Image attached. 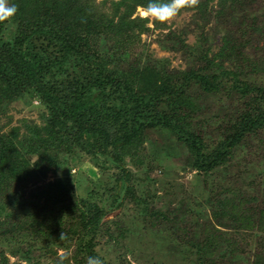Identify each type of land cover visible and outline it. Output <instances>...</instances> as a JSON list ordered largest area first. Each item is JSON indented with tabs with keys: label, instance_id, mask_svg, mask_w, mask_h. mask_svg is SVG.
<instances>
[{
	"label": "trees",
	"instance_id": "obj_1",
	"mask_svg": "<svg viewBox=\"0 0 264 264\" xmlns=\"http://www.w3.org/2000/svg\"><path fill=\"white\" fill-rule=\"evenodd\" d=\"M248 1L259 6L264 3L263 0ZM10 2L17 6V13L0 23V109L2 101L12 102L25 97L37 100L46 115L43 117L44 126L32 125L27 128L30 134L21 139H18L17 132L0 134V193L9 192L15 185H25L32 178L44 177L52 169L57 177L35 194L34 199L18 196L10 201L13 213L7 214L9 233L17 235L16 243L22 240L27 243L25 255L31 259L38 252L57 257L52 264H87L90 256L99 257L103 264H150L166 243L175 249V260L182 259L184 250H193L201 259L213 249L206 244L210 238L203 234L215 227L212 224L214 220L217 226L234 225L235 229L253 234L260 247L254 264L264 262V172L259 171L260 176L251 178L246 201H241L243 191H234L232 194L236 200L232 202V196L227 200L211 199L217 193L203 197V193L196 195L195 190H188L185 195L175 196L154 211L151 204L160 198L150 191L154 184L150 172L143 171V178H134L138 172L125 166L126 158L134 162L140 159L139 151L145 139L143 132L159 131L165 136L175 137L178 144L186 148L187 166L190 172H195L194 180L205 179L213 173L211 175L216 176L219 183L226 185L224 176H229L224 169L228 167L231 155L244 135L264 129V111L256 115L249 111L242 115L236 121L235 132L209 152L191 130L186 112L190 110L193 113L198 100L228 90L224 80L230 74L224 68L232 62L240 63L246 47L252 48L257 41L256 35L264 38V17H251L248 25L242 24L236 38L226 33L221 38L222 46L214 61L202 58L206 61L205 66L162 81L156 71L146 66L129 65L125 71L121 66L129 60H125L129 55L126 51L131 38L129 34L132 35L143 24L130 21L133 8L129 4L119 2L114 6L112 21L117 13L120 15L110 28L104 23V16L95 17V11L89 10V0ZM220 2L214 17L223 22L239 7L227 8L223 0ZM198 5L204 4L199 1ZM90 25L92 30L87 29ZM103 28L118 34L119 45H125L122 50L112 48L110 61L117 65L109 68L103 58L93 54V45L102 36ZM74 30L84 34L76 36ZM227 31L236 32L234 29ZM38 41L42 43L38 44ZM231 75L233 89L245 93V87L237 85L234 72ZM252 110L256 111L255 108ZM149 138L152 139L148 136L147 141ZM150 144L155 148L150 155L151 160L153 157L160 160L161 155L169 158L174 154L173 148L162 146L157 141ZM81 157H87L95 167L101 163L103 171L117 170V176L106 186L98 179L94 184L97 185L94 194L89 192L87 198L73 200L76 182L63 175L68 171L69 163L77 162ZM253 157L249 155L251 160ZM260 165H263L262 161ZM98 187L102 192H98ZM226 190L229 189L226 187ZM255 192L261 193V201L252 196ZM128 203L134 206L136 225L128 228L125 225L120 227L119 220L102 221L116 209L129 208ZM254 205L255 208H249ZM31 207L37 210L32 222L21 215L29 209L33 211ZM257 211L256 217L251 215ZM178 218L179 221L185 218L188 222L176 231L174 227ZM8 222L6 218L3 223L0 220L2 226ZM146 222H149L148 226H144ZM22 234L20 240L19 235ZM127 235L137 238L134 243L138 241L145 244L144 247H132L128 243L121 247L120 242L126 240ZM104 237L111 239L110 242L116 243L117 248L120 251L124 249L125 253L115 260L103 257L98 247ZM57 249H72V253L59 257ZM0 256L2 264H7L1 250Z\"/></svg>",
	"mask_w": 264,
	"mask_h": 264
},
{
	"label": "rangeland",
	"instance_id": "obj_2",
	"mask_svg": "<svg viewBox=\"0 0 264 264\" xmlns=\"http://www.w3.org/2000/svg\"><path fill=\"white\" fill-rule=\"evenodd\" d=\"M199 1L204 5H198L194 9H182L173 20L164 24L144 18L143 9L145 7H143V4L147 0H89L88 8L89 10L95 11V17L100 15L104 16V23L112 28V25L114 22H117L118 16L120 15L117 13L114 21H112L111 17L115 12L114 6L119 2H124L132 6L133 11L129 18L130 21L134 20L136 23L142 22L143 24L141 25L139 23L141 25L140 29H136L132 35L129 34L131 38L129 37L130 40L126 45V51L129 55L125 59L129 60L126 64H124L125 61L121 63V66L124 67V71L127 70L129 65L134 67L146 66L156 71L160 79L164 81L163 78H178L185 71L195 70L200 68V66H205L206 61L202 58H208V60L214 61L217 58L216 52L222 46L221 38L226 33H230L236 38L237 32L242 27V24L248 25L251 17H255L256 15L264 17V3L259 6L252 5L250 3L251 1L248 0H223L227 8H239L232 17L227 16L223 19V22H220L214 17L217 16L216 8H218V5L220 6V0ZM9 4H11L10 0ZM244 5L247 6L240 9ZM261 20L263 19L260 18ZM92 28L93 26L90 25L87 29L92 30ZM228 29H234L236 32L232 33V31H227ZM83 34L81 33L80 35L77 30H74V35L76 36H82ZM91 35L93 36L94 34ZM256 37L258 38L257 41H254L253 47H246L244 54L241 56L240 63L232 62V65H229V67H223L226 73L230 74L224 80V84L229 91L224 90L217 94V96L211 95L209 98L198 100L197 106L194 107V112L192 113L190 110L186 112L191 130L199 136L208 152L225 137L235 132L236 121L242 115L249 111L254 115L260 111H264V38L260 37V34L256 35ZM119 39L118 34H113V32H110V29L105 30L103 28L102 36L93 45L95 49H93V54L103 58L107 68L112 65H117V63L111 64L110 61L112 58V48L117 47L118 50H122L125 47V45H119ZM40 43L42 42L38 41V44ZM218 61L214 64L216 65L213 68L215 70H217ZM231 72H234L236 76L237 85L240 88L245 87L247 90L245 93L233 89ZM2 102L0 109V134L17 132L18 139H21L28 133L27 128H31L32 125L37 127L44 126L45 121L43 117L46 115V111L39 106L37 100L22 97L12 102H9V100ZM254 108L256 111L252 110ZM143 134L145 138L142 145L143 148L139 151L141 160H135L134 162L126 158L125 166L129 170L138 172L134 178L141 179L143 178V171L147 170L150 172L148 173L154 180L150 191L151 193L155 192L160 198L159 201L152 200L153 203L151 205L154 206V211L158 210V207L165 204L164 202H169L175 196L185 195L188 190H195L194 193L196 195L198 192L203 193V197L208 196L212 192L217 193L211 199H226L232 196V202L236 200L232 193L234 191H243L244 197L241 201H246L248 198L246 196L249 193L248 184L252 182L251 178L254 175L260 176L259 171L264 172V129L250 133L251 135L246 134L244 135L245 138L242 137L240 145L228 161V167L224 169L229 176H224V179L226 178V185L221 182L219 183L216 176L211 175L213 173H210V177L205 179L194 180L195 172H190L187 166L188 162L186 157L188 151L182 144H178L175 137L165 136L164 133L159 131H152L150 133L144 131ZM148 136L152 139L149 138L150 140L147 141ZM154 140L162 146L173 148L174 154L169 158L162 157L161 155L163 159L160 158L158 160L157 157H153V160H151L150 155L155 152V148H151L150 143H155ZM146 154L149 155L145 156ZM157 154L160 155V152L157 151ZM249 155L254 156L252 160L249 158ZM259 160L260 163L262 161L263 165L258 163ZM100 166L101 163H99L98 167L93 166L87 157H81L77 162L69 163L68 171H65L66 173L63 176H67L76 182L73 200L76 198H87L89 192L94 194L97 187L94 184L98 179L103 183V186L112 183V179L117 176V170L108 169L103 171L105 169L100 168ZM137 166L141 167L138 169ZM51 171L54 172V169ZM52 172L47 173L44 177L32 178L25 185L19 184L12 186L9 192L0 193V203H2V206H0L1 223H3L4 218L8 222L7 214L13 210L10 203L13 197L22 196V198L34 199L35 194L57 178ZM226 187L229 190H226ZM220 188L223 189L220 190ZM98 189V192L101 191L100 187ZM252 196L258 199L262 198L261 193L258 192H255ZM128 205L130 206L129 208L116 209V211L108 213L102 221L110 222L119 220V226L125 225L128 228L136 225L137 223L134 220L136 213L134 206L129 203ZM31 208L33 211L29 209L28 212H22L21 215L24 219L32 222L37 216V210L35 211V208ZM249 208H255V205L249 206ZM258 212L251 215L256 217ZM179 219L174 227L176 231L185 222H188V220L185 221V218L180 221ZM1 223L0 250L5 255L7 264H52L56 261L57 257L44 256L38 252L34 253L30 259L25 255L28 248L27 243L23 242V240L21 243L20 241L16 243L18 237L14 232V235L9 233V230H11L9 222L3 226ZM147 223L149 222H146L144 226H148ZM212 224L215 227H211L203 234V236L210 238L206 241V244L213 247L209 251L210 254L205 258L199 259V254L193 250H184L181 256L183 260L181 258L175 260V254L173 253L175 249L170 248L165 243L160 248L161 250H158L157 253L155 251L156 257L153 258L150 264H254L255 254L260 253V247L253 234L246 230L235 229L234 225L231 227L217 226L214 220H212ZM183 228L186 229L185 226ZM191 232L196 231L191 230ZM22 236L23 234L19 235L20 240ZM171 236L176 237L172 233ZM126 237H128L126 240L120 242L121 247L124 244L127 245L126 243L132 247L133 245H141L138 241L134 243L137 238H131L128 235ZM108 239V237H104L101 240V245L98 247V250L108 260H115L118 255L124 254L125 250L122 249L120 251L119 247L117 248V244L110 242L111 239ZM8 244L12 245V247H9ZM144 245L141 246L144 247ZM171 246L173 247L174 245L171 243ZM175 246L179 245L175 244ZM135 249L139 248L135 247ZM56 251V255L59 257L71 255L72 253V249L68 251L57 249ZM223 253L226 255L224 256ZM139 262L141 263L140 259ZM2 263L3 259L0 256V264ZM261 264H264V262L262 261Z\"/></svg>",
	"mask_w": 264,
	"mask_h": 264
},
{
	"label": "clouds",
	"instance_id": "obj_3",
	"mask_svg": "<svg viewBox=\"0 0 264 264\" xmlns=\"http://www.w3.org/2000/svg\"><path fill=\"white\" fill-rule=\"evenodd\" d=\"M199 0H149L143 9V16L161 24L173 20L185 8L198 6ZM17 13V6L9 4V0H0V23L10 20ZM63 239V234H61ZM87 264H103L99 257H88Z\"/></svg>",
	"mask_w": 264,
	"mask_h": 264
}]
</instances>
